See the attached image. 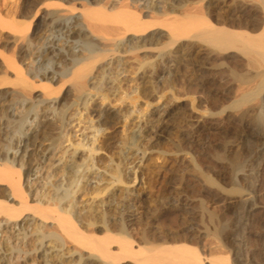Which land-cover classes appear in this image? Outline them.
<instances>
[{
  "label": "bare ground",
  "instance_id": "bare-ground-1",
  "mask_svg": "<svg viewBox=\"0 0 264 264\" xmlns=\"http://www.w3.org/2000/svg\"><path fill=\"white\" fill-rule=\"evenodd\" d=\"M14 15L23 17L8 24L15 58L0 51L17 87L0 92V264H264V222L255 217L264 211L238 199L264 189V0H23ZM124 55L136 82L115 105ZM198 58L219 63L234 98L179 121L170 147L183 156L179 182L157 193L143 221L127 213L129 195L153 160L161 161L145 171L148 187L164 178L168 149L143 141L171 99L190 87L205 92L215 72ZM210 115L236 126L212 168L200 152ZM48 119L57 129L47 135ZM109 123L121 135L111 156ZM189 186L216 193L221 206H189ZM116 190L126 202L112 198Z\"/></svg>",
  "mask_w": 264,
  "mask_h": 264
},
{
  "label": "rangeland",
  "instance_id": "rangeland-1",
  "mask_svg": "<svg viewBox=\"0 0 264 264\" xmlns=\"http://www.w3.org/2000/svg\"><path fill=\"white\" fill-rule=\"evenodd\" d=\"M23 3V0H0V51L3 52L4 54L6 53V55H9V56H15V49H17V45L15 44L13 46V42H11V30L8 26V24L12 21H17V20H21V18L23 19V17H19V16H13V14H15L18 9H19V6H21ZM21 4V5H20ZM17 8V10H16ZM14 10L16 12H14ZM14 18H17V19H14ZM10 35V36H8ZM9 37V39H8ZM10 40V41H9ZM9 41V42H8ZM11 42V43H10ZM16 47V48H13ZM14 50V51H13ZM12 54V55H11ZM128 55H124L122 57V61L126 64V66L124 65V68H125V71L124 73L122 74V76H119L120 78V83H119V88H118V93L115 95H110V100H112L113 104L115 105H118L119 103H114L116 99H118V97L121 95V91H130V89L132 87H134L135 85V78L133 77V69H131L132 67H134V63H133V60L129 57ZM15 58V57H14ZM125 59V60H124ZM131 59V60H129ZM203 61V62H202ZM204 63V65L206 67H210V68H213V72H215L214 76H209L211 77L209 79L210 83L208 82L205 86V92L207 91L208 93H206V95L204 94L205 92H200V90H196L195 88L194 91H192V89H188V93L189 95L185 94L184 92H181V95L183 93L184 96H181L179 99H171L170 103H169V108L168 110H165L164 112L161 111V114L163 115V123H162V126L158 129V131L156 132L155 136L153 138L150 139V137H147L149 138V142H147V139H144L143 141V145H145V148L148 149V150H151V151H156L158 150H165L166 152L162 153L161 156H163V158L166 160L167 159V162L165 161V165H164V170L166 171H161L159 173H161L164 178L162 180H159L158 179V176L157 178H155V182L153 181L152 183V189H150V187H148V181L146 180L147 178L145 177L146 175H144L145 171L146 173H148L149 169H151V165L154 164L155 162L156 163H160V159L157 161V160H153L151 162H149V164H147V167H145L144 165L140 168V170L138 171V173H141L140 174V178H142V181H143V184L141 182H135L134 183V187L131 194L129 195V197L132 199H135V205L133 207H130L127 209V213H131V214H134L135 212H137L136 210L139 211L140 213V216L142 218L143 221L147 220L145 219L146 216H149L150 215V211L153 209V205H159V199H158V194L163 190V189H171L172 188V185H175L179 179V173L181 172V159L183 158V156L181 155V153H176L173 151L172 148V143L175 144L177 143L178 140H180L179 138V135H178V130H179V121L182 119V117L184 118L185 116L188 118V116L191 114V116H189L190 118L194 119L196 118L197 116V112H201L203 111V109L210 107L211 111H217L220 109V105H223V104H226L227 102H229L232 98H234V95H235V91L234 89H232V87L229 84V76H228V73L227 72H224V71H221L219 70V66L218 65L219 63H217V61L213 62L211 60H201L200 58H198V63ZM219 62V61H218ZM123 63V64H124ZM229 63V62H228ZM133 64V65H132ZM210 64V65H209ZM1 65V63H0ZM3 66L1 65L0 66V81L2 79V82L4 84H2V82H0V92H4L6 91L5 89H8L9 91L11 90H14V89H17L16 86H14L12 83H11V80L13 78H11L13 76V74L11 73L12 71L9 72V69L5 70V72L7 74H5L4 72V68ZM130 70V71H129ZM133 70V71H131ZM215 70V71H214ZM220 71V72H219ZM4 72V73H3ZM6 75V76H3ZM12 74V75H11ZM132 74V75H131ZM10 77V79H9ZM7 80H6V79ZM213 78V80H211ZM226 79V80H225ZM4 80V81H3ZM6 81V82H5ZM57 82H54L53 85L54 86H57L58 84H55ZM212 83V84H211ZM210 87H209V86ZM225 85V86H224ZM12 86V87H10ZM38 86V85H37ZM35 87L36 89L35 90H38L40 89V87ZM121 86V87H120ZM222 86V87H221ZM16 87V88H14ZM215 90H214V89ZM4 89V90H3ZM2 90V91H1ZM7 90V91H8ZM192 91V92H190ZM197 92V93H196ZM224 92V93H223ZM233 92V93H232ZM192 93V94H191ZM32 95H34V91L31 92ZM190 94L194 96V99H195V111H192L190 110V104H188L189 102H187L189 100V97H190ZM212 94V95H211ZM214 95V96H213ZM218 95V96H217ZM227 95V96H226ZM206 96V98H205ZM10 95L8 96L7 95V98H9ZM215 99H214V98ZM115 98V100L113 101V99ZM211 98V100H209ZM231 98V99H230ZM204 99V100H203ZM207 99V100H206ZM218 99V100H217ZM66 100H69V97L66 98ZM140 100V99H139ZM197 100V101H196ZM200 101V102H199ZM215 101V103H214ZM224 101V102H222ZM204 102V103H202ZM212 105H211V103ZM97 103V102H96ZM106 103V102H105ZM217 103V104H216ZM219 103V104H218ZM221 103V104H220ZM208 104V105H207ZM210 104V105H209ZM153 105H156V103H154ZM206 105V106H205ZM107 106H110L109 104H107ZM139 105H137V108H138ZM111 107V106H110ZM214 107V108H213ZM218 107V108H217ZM200 108V109H199ZM92 109L91 106H89L88 110L90 111ZM216 109V110H215ZM169 111V112H168ZM190 111V112H189ZM197 111V112H196ZM182 112V113H181ZM189 113V114H188ZM86 116V114H85ZM221 117V116H220ZM208 118V117H206ZM165 120V121H164ZM195 120V119H194ZM47 121H49L50 123H48ZM44 125V130H46V134H51L52 131L53 133L56 131L55 129H57V126L55 127L54 125H56L55 121L53 122L51 119H48ZM206 121H211V131L210 132V139L208 140L209 142H206V143H203L202 144V147H201V154H202V157L204 156V165H208L209 163H212V164H209V168L211 167H214L216 162H214V159L216 160L215 156L214 155V152L216 150H220L218 148H221L222 146L224 147V144L230 142V140H234L233 136L234 133H235V128L236 126H232L231 124H234L233 122H228V120H225L224 119H218V116L215 117L214 115H210L209 118L206 120ZM224 121V122H223ZM53 122V123H52ZM48 123V125H47ZM230 123V124H229ZM52 125V127H51ZM58 125V124H57ZM47 126V128H46ZM115 126V127H114ZM117 125H114V124H110L107 125L106 129H105V132H107L110 136V139H109V145L107 147V149L105 150L106 153H107V156H111V154H113L115 151L116 148H113V147H116L115 145L117 143H119L118 141H120V132H117L118 129H115ZM55 127V128H54ZM52 128V129H51ZM178 128V129H177ZM114 129V130H113ZM162 129V130H161ZM109 130V131H108ZM234 130V132H233ZM227 132V133H226ZM73 134V132L71 133ZM153 135V134H151ZM150 135V136H151ZM119 136V137H118ZM229 139H227V138ZM72 138H75L74 136H72ZM232 138V139H231ZM210 140H211V143H210ZM225 140V141H224ZM214 141V142H213ZM238 141V140H237ZM226 142V143H224ZM148 143V144H147ZM213 143V144H212ZM223 144V145H222ZM243 146L241 145L242 148H240V150L238 152H241V150H243L244 146H246V142L242 143ZM167 145V147H166ZM170 145V146H169ZM204 145V146H203ZM240 145V144H239ZM249 145V144H248ZM247 145V146H248ZM164 147V148H163ZM166 147V148H165ZM213 147V148H212ZM222 147V148H223ZM221 148V149H222ZM216 149V150H215ZM213 150V151H212ZM215 150V151H214ZM113 152V153H112ZM210 152H212V155H209L211 154ZM208 153V154H207ZM177 155V156H176ZM105 156V157H107ZM210 156V157H209ZM32 157H34V155H32L30 157V160L33 159ZM104 157V160H105V164H107V158ZM214 159H213V158ZM242 157V156H241ZM262 158H263V162H264V156L262 154ZM35 159V158H34ZM213 159V160H212ZM180 160V161H179ZM155 161V162H154ZM209 161V162H208ZM214 163H213V162ZM154 162V163H153ZM207 163V164H206ZM214 164V166H213ZM155 165V164H154ZM153 166V165H152ZM263 166H264V163H263ZM211 167V168H212ZM145 168V169H144ZM149 168V169H147ZM142 169V170H141ZM141 171V172H140ZM23 171H21V174L23 175L22 173ZM186 173V172H185ZM190 173V172H188ZM143 174V176H141ZM191 175V174H190ZM178 177V178H177ZM192 178H194L192 175L190 176ZM55 178H58V174L57 176H55ZM147 183V184H146ZM161 183V184H160ZM256 184L258 183L257 181L255 182ZM154 184V185H153ZM155 186V187H154ZM201 187V188H200ZM204 186H199L196 188L195 187H191L189 186V190L187 189L186 190V196H188V200L187 202L190 203L189 206H193L194 204H197L199 202V200H201L204 205H206L207 207H211L213 209H217L219 208V206H221V202L219 201V199H217V195H215L216 193H207L205 192L206 189L205 188H202ZM152 190V191H151ZM197 190V191H196ZM140 191V192H139ZM118 192V194L116 193ZM114 192V195H112V198H114V200H119L121 201L122 203L123 202H126V198L125 196L123 195V197H121L120 194L121 191L120 190H116ZM139 192V194H138ZM95 193V192H94ZM93 193V194H94ZM141 193V194H140ZM158 193V194H157ZM189 193V194H188ZM256 193V194H255ZM148 194V195H147ZM213 194V195H212ZM147 195V196H146ZM156 195V196H155ZM207 195V196H206ZM253 196H250L248 193L247 195L244 194L241 198H238L239 200H244L246 199V201H249V203H251V199H253L252 201H255L254 203V207H253V214L258 210H263L264 211V189L263 188H260V189H256L254 194H252ZM84 198H87L86 195H83ZM86 196V197H85ZM114 196V197H113ZM215 196V197H214ZM263 196V197H262ZM117 197H120V198H117ZM136 197V198H134ZM147 197V198H146ZM158 199V201L156 199ZM147 199V200H146ZM153 199H155L153 201ZM190 199V200H189ZM150 200V201H149ZM153 201L154 204L151 202ZM157 201V202H156ZM140 203L138 205V203ZM193 203V205H192ZM169 204V207L171 208L172 206V203L170 205V203H167V205ZM241 205V204H240ZM139 206V207H138ZM218 206V207H217ZM151 207V208H150ZM184 208L187 207V205H184L182 206ZM126 208V207H125ZM133 208V209H132ZM131 209V210H130ZM149 212H147V210ZM150 209V210H149ZM111 210L113 211H110L109 212V215H113L114 213V208H111ZM116 210V209H115ZM133 211V213H132ZM171 211V210H170ZM186 211V210H184ZM145 215H142L143 213ZM142 213V214H141ZM257 213V212H256ZM117 214V213H116ZM167 214V213H166ZM188 214V215H187ZM118 215V214H117ZM170 215H172L171 213H168V216L170 217ZM256 215V214H255ZM145 216V217H144ZM184 218H187V216L189 217L190 214L189 213H184L182 215ZM256 217V220H261V222L263 221L264 222V213L262 212H259L258 215L255 216ZM194 224H195V227H198L197 225V222L196 220L193 221ZM200 226V225H199ZM199 228V227H198ZM256 230V227L254 228ZM30 231V229H29ZM29 244H30V241H29ZM28 244V246H29ZM31 247V246H29ZM12 264H15L14 261L12 262Z\"/></svg>",
  "mask_w": 264,
  "mask_h": 264
}]
</instances>
